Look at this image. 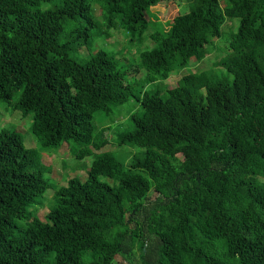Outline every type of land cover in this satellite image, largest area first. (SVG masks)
I'll use <instances>...</instances> for the list:
<instances>
[{
  "label": "trees",
  "instance_id": "1",
  "mask_svg": "<svg viewBox=\"0 0 264 264\" xmlns=\"http://www.w3.org/2000/svg\"><path fill=\"white\" fill-rule=\"evenodd\" d=\"M159 1L0 0V100L33 115L45 148L75 142L78 159L94 155L85 181L53 186L22 137L0 133V264H264V0H189L188 13L151 35L140 83L115 52L72 58L98 27L125 31L133 45ZM228 19L239 27L223 72L145 91L208 58ZM131 98L139 111L119 144L138 152L127 163L99 154L111 128L94 120Z\"/></svg>",
  "mask_w": 264,
  "mask_h": 264
},
{
  "label": "rangeland",
  "instance_id": "2",
  "mask_svg": "<svg viewBox=\"0 0 264 264\" xmlns=\"http://www.w3.org/2000/svg\"><path fill=\"white\" fill-rule=\"evenodd\" d=\"M161 1H159L158 5L150 8L149 12L152 17L150 28L142 38L139 36L136 37L133 45L128 44V41L132 40V36L125 31L113 29L110 31V35L104 34L102 36V30L98 27L97 30L93 31L96 40L92 45L89 48L86 47L82 52L73 54L72 58L78 62H83L89 58L91 53L99 49L115 52L121 59V67L130 74L129 80L140 83L144 77V71L139 72L137 69L140 54L145 50L153 49L157 46V43L151 39V35L156 32L166 31L170 22L176 16L190 11L189 0ZM95 14L97 20L103 22L101 8L97 5L95 6ZM238 27V19H228L223 28L222 38L213 42L210 47L211 54L208 58L202 62L193 59L190 67L184 70H176L168 80L160 81L157 84L145 85V91H165L169 85L175 84L181 77L189 73L223 72V68L218 66L217 63L223 56L228 54L232 34L237 32ZM70 29H67L66 32H69ZM140 89L138 85L137 91ZM138 109L139 106H137L135 99L131 98L127 104L118 107L111 114L105 112L96 114L94 125L97 130H101L104 127L111 128L106 133L110 143L99 154L109 153L119 160L126 159L127 163L131 161L132 156L138 151L130 147L120 146L119 137L123 133L133 129L129 117L139 111ZM32 122L33 115L24 117L21 111L8 109L6 103L0 100V133L6 129L15 131L22 137L26 148L36 152L37 165L44 170L45 177L51 185L63 186L67 184L69 179L76 177L85 181L88 170L94 160V155L83 160L78 159L76 153L80 150V147L75 142H65L58 148H45L31 132ZM52 190L50 189L47 192L44 196L42 206L38 208V217L43 221H45V215L50 211V203L53 201L54 192ZM155 196V193L151 194L152 199ZM117 264H140V262L137 258L130 261L118 257Z\"/></svg>",
  "mask_w": 264,
  "mask_h": 264
}]
</instances>
